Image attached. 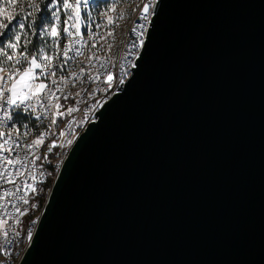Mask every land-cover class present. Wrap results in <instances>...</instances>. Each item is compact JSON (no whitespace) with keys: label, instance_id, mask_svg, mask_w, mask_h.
Instances as JSON below:
<instances>
[{"label":"water","instance_id":"obj_1","mask_svg":"<svg viewBox=\"0 0 264 264\" xmlns=\"http://www.w3.org/2000/svg\"><path fill=\"white\" fill-rule=\"evenodd\" d=\"M156 6L16 264H264V0Z\"/></svg>","mask_w":264,"mask_h":264},{"label":"snow or ice","instance_id":"obj_2","mask_svg":"<svg viewBox=\"0 0 264 264\" xmlns=\"http://www.w3.org/2000/svg\"><path fill=\"white\" fill-rule=\"evenodd\" d=\"M126 2L135 3L132 11L136 12L137 20H142L143 23L131 29L137 39L130 44L132 51H126L123 58L126 63L117 65L109 56L101 57L94 50L98 42L114 38L117 22L125 16L124 11H118V6ZM88 6L89 0H51L50 3H45V0H0V138H3L0 153H15L14 158L3 155L0 180L15 184L16 181L11 177H25L23 184L17 186V192L30 189L33 195H40L43 189L28 182V178L36 181L33 167L39 172V176L46 175L39 170L43 166H37L36 162L47 161L48 154L57 146L59 137L64 138L60 140L59 147L71 146L77 135L72 130L73 124L82 126L89 116H96L97 110L105 107L109 97L104 95L98 99L97 95H116L122 92L124 88L120 86L126 81L129 83L139 70L138 61L129 60L128 57H138L139 60L142 58L139 50H145V41H148L151 34L148 28L153 25L152 17L156 18L158 13L156 0L106 2L105 11L99 13L106 23L95 24L97 31H92L90 17L86 18L87 22L82 19V7L87 9ZM82 26L88 30L87 38L82 34ZM102 27L106 31H99ZM85 46H88L91 55L86 56L82 51ZM112 46V43H107L108 52H111ZM78 57H83V60H78ZM94 60L99 64L95 73L92 71ZM70 62H74L78 70H72ZM81 64L86 66L81 67ZM5 68L8 69L7 73L4 72ZM76 80H81V83H96L97 87L91 92L81 89L73 95L67 89ZM82 93L88 95L92 102L84 100ZM70 99L75 100V103L68 105L66 102ZM61 100L65 103H61ZM81 103L85 105L84 119L77 121L73 114L81 111ZM101 114L98 113L99 117ZM60 122L64 123V129L57 133ZM65 130H72L71 138L67 137ZM41 148L46 149L43 154L39 153ZM13 165H21L25 170L18 168L11 172L8 169ZM19 199L27 206L23 210L16 207L15 211L20 216L40 207L38 203L30 202L31 197L20 195ZM19 222L17 217L16 223ZM31 223L35 224L36 220ZM7 224V220L0 218V228ZM3 235L5 243L2 247L4 255L8 257V245L13 241L7 239L8 231L5 230ZM19 236L20 233L13 230V240ZM27 239H33L31 228L27 232Z\"/></svg>","mask_w":264,"mask_h":264},{"label":"built area","instance_id":"obj_3","mask_svg":"<svg viewBox=\"0 0 264 264\" xmlns=\"http://www.w3.org/2000/svg\"><path fill=\"white\" fill-rule=\"evenodd\" d=\"M88 17L91 18V21L93 23L92 31H97V29L95 28V24L99 23V17L95 16L94 13H91L89 10H86L85 14L82 15V19H85L87 22L86 18H88ZM139 23H143V21L137 20V14H136V12H133V14L128 18L126 24L124 25V27L121 31L122 33H121V35L118 39V42L116 44L117 47L115 48V51L113 53H110L107 50L102 49L99 46V42H98L97 47L94 50L96 52V55H99L101 57L109 56L111 58V61L117 65L121 62L126 63V61L123 59L126 55V51H132V49L130 48V44L133 40L137 39L136 34L134 32H132L131 29L133 27H137V25ZM138 30H140V29H138ZM81 31H82V34L85 36V38H87V31L88 30L82 26ZM77 47H79V45H77ZM82 51H84L86 56L92 54L89 51L88 46H85V48L82 49ZM70 55H72V53H70ZM135 58L136 57H134V56L128 57L129 60H135ZM77 59L83 60V57H78ZM70 63H72V70H78L77 66L74 62H70ZM93 65H94V67L92 68V71H93V73H95V71L99 69V64L97 61L94 60ZM80 66L83 67L86 65L81 64ZM7 71H8V69L5 68L4 72L7 73ZM37 72H39V70H37ZM73 79H75V78H73ZM82 79H83V77H81V80ZM81 80H76L75 84H69L67 91H70L71 93H73V95H75V93L79 92L81 89H87L88 92H91L93 89H95L97 87L96 83H90L87 81H84L83 83H81ZM100 87L102 88L103 85L101 84ZM104 95H107L108 97H110L111 93L98 94L97 98L99 99V98H101V96H104ZM82 97L84 100H88L89 103L92 102L88 95L82 93ZM61 103H65V101L61 100ZM66 103L68 105H72L75 103V100L70 99ZM79 107H80L81 111H78V112L73 114L77 121L84 119L83 109L85 108V105L83 103H81L79 105ZM0 116H2V113H0ZM93 118H94V116H89L85 120V122L82 126L74 123L72 130H74L78 135V133L84 127V125L86 123H88L89 121H91ZM69 119H71V118H69ZM11 123H12V121L9 122V124H11ZM61 129H64V123L63 122H60V127L58 129H56L57 133H59V131ZM72 130H65L68 138H71V131ZM77 135H76V137H77ZM2 139L3 138H0V142H2ZM29 139H31V137ZM62 139H64V138L63 137L58 138L57 146L54 147L52 153L48 154L47 161L41 160V161L36 162L37 166H40V165L43 166L39 170L44 171L46 173V175L44 177L39 176V172L37 170H35V167H33V175L36 176V181H32L30 178H28L29 183H33L37 187H42L41 185L45 182V180L47 178H49V177L52 178L54 176L59 164L62 161V158L64 157L67 150L69 149V146H67V145L63 148L59 147V142ZM46 143H47V141H46ZM45 151H46V149L41 148L39 150V153L43 154ZM3 155H8L10 158L15 157V153H11V152L10 153H0V172L3 171ZM21 155H23V153H21ZM30 159H31V157H30ZM18 168L21 171L25 170L24 167H22L21 165L10 166V168L8 170L11 172H14ZM11 179L15 180L16 183L15 184L5 183L3 180H0V218L8 221L7 225H5L3 228H0V262H3V264H16V261L18 260V258L20 257V255L22 254V252L24 250L23 248L25 247V245L29 241L27 239V232H28L29 228H31V230H32L34 227V224H32L31 221L36 220L38 213H39V210H38V213L35 215V211L31 210L30 212L26 213L25 215L20 216L19 213H17L15 211L16 207H20L22 210L25 207H27L19 199L20 195H24L26 198L31 197V200H30L31 203H36V200L32 199L33 194H32L30 189L22 190L20 192L16 191L17 186L23 184L25 177L16 178L13 176V177H11ZM17 217H19V220H20V222L18 224L16 223ZM5 230L9 232V236L7 239L13 241L10 245H8V247L10 249V256H8V257H6L4 255V250L2 247L5 243V237L3 235V232ZM13 230L18 231L20 233V236L14 240H13Z\"/></svg>","mask_w":264,"mask_h":264},{"label":"rangeland","instance_id":"obj_4","mask_svg":"<svg viewBox=\"0 0 264 264\" xmlns=\"http://www.w3.org/2000/svg\"><path fill=\"white\" fill-rule=\"evenodd\" d=\"M51 0H45V3H50ZM106 2L107 3H111L112 0H89V6L87 9H83L82 7V15L85 14L86 10H89L91 13H94L95 16L99 17V24L103 25L106 23L105 20H103L99 13L105 11V7H106ZM136 2H138V0H136ZM135 3H131V2H126V3H122L118 6V11H124L125 13V16L123 19L119 20L117 23H118V27H115V31H114V38L113 37H110L108 38L107 42H99V46L104 49V50H107V43H112V49H111V52L110 53H113L115 51V48L117 47V42H118V39L121 35V31L124 27V25L126 24L128 18L133 14L134 11H132V9L135 8ZM43 8V6H42ZM45 13H46V10H45ZM111 15V13H109ZM61 16H62V19L64 18V13L62 12L61 13ZM101 32H104L106 31V29H104L103 27L99 30ZM48 179H51L50 177L47 178L45 180V182L41 185L42 187H39V188H42L43 191L40 195H33L32 199L36 200V203H38L41 207L43 201L45 200V196H46V193L48 191V188H49V183H47V180ZM51 181V180H50ZM40 207L38 209H35V215L38 213V210L40 209Z\"/></svg>","mask_w":264,"mask_h":264},{"label":"trees","instance_id":"obj_5","mask_svg":"<svg viewBox=\"0 0 264 264\" xmlns=\"http://www.w3.org/2000/svg\"><path fill=\"white\" fill-rule=\"evenodd\" d=\"M50 178H51V177H50ZM50 180H51V179H48V180H47V183H50Z\"/></svg>","mask_w":264,"mask_h":264}]
</instances>
